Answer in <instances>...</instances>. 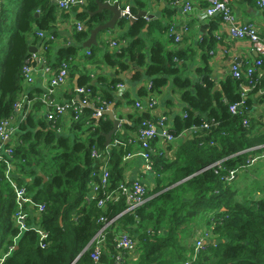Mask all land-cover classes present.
Segmentation results:
<instances>
[{"label":"trees","instance_id":"16d2710c","mask_svg":"<svg viewBox=\"0 0 264 264\" xmlns=\"http://www.w3.org/2000/svg\"><path fill=\"white\" fill-rule=\"evenodd\" d=\"M106 1L87 0L84 7L70 8L86 30L77 31L75 24V46L55 49L54 42H49L44 54L46 65L65 61L69 77L79 75L78 88L89 90L88 101L98 100L109 106L115 103L117 86L124 82L146 78V88H140L138 95L145 101L160 94L172 78L173 91L180 94L186 107L185 117L173 118L169 133L175 139L185 130L195 133L179 145L174 157L156 147L157 138L151 142L152 178L146 185V201L105 230L106 248L99 264L106 260L116 264L114 239L120 233L136 243L135 254L125 255L120 264H264V184L256 182L239 189L237 177L230 183L222 181L229 171L246 170L251 158L264 152V115L252 113L260 101L257 92L264 89V75L250 85L245 96H241V88L247 84L245 78L227 77L219 90H214L215 83L201 70V78L195 82L183 77L187 62L192 63L195 58L186 54L189 50L176 47L180 44L174 43L169 34L171 23L163 26L152 17L148 21L139 18L134 23L123 20L118 24L122 31L119 40L126 42L125 47L112 50L100 43L89 50V56L81 54V45L90 31L110 17L107 11L89 16ZM147 6L136 0L129 10L135 16L146 11ZM58 16L51 0H0V122L16 119L15 105L25 90L23 67L29 48L39 45L37 33L53 32L56 37ZM163 38L175 48L168 51ZM212 45V37L200 41L203 58ZM180 62L183 66L179 69ZM59 63L52 67L57 68ZM39 66L32 63L34 68ZM86 66H95L99 73H89ZM103 68L112 70L113 75H105ZM74 93L69 100L81 101L83 96L77 99ZM25 97L28 102L32 99ZM121 98L132 103L126 93ZM238 103L243 104L237 113H231L229 108ZM93 107L91 103L82 107L83 115L75 121L80 122L72 125L76 133L66 135L57 132L61 127L58 116L54 115L52 122L33 117L32 112L39 114L42 109L40 100L34 106L24 104L22 112L30 114L26 124L19 126L10 175L32 203L43 206L44 211L38 216L35 207H25L23 211L28 215L27 223L31 225L37 219L48 238L42 249L34 231L19 233L14 223L18 212L14 191L5 178V165L0 163V264H95L88 244L102 227L99 219L108 222L126 209L124 197L115 200L114 193L124 183L122 160L133 145L120 131L112 135L110 145L117 140L126 147L116 144L110 148L109 180L99 196L87 202L90 184L99 182L91 177L99 169L91 151H105L104 136L113 129L108 117L89 119ZM151 119L148 113L136 116L132 129L138 133L143 123L158 124L159 118ZM259 125H263V132H257ZM216 163L220 166L212 167ZM110 193L113 200L98 207V201ZM196 224H205L203 228L211 231V242L206 241L193 259V249H186L185 244L193 238Z\"/></svg>","mask_w":264,"mask_h":264},{"label":"crops","instance_id":"0c3cea01","mask_svg":"<svg viewBox=\"0 0 264 264\" xmlns=\"http://www.w3.org/2000/svg\"><path fill=\"white\" fill-rule=\"evenodd\" d=\"M114 1H117L120 5V8L124 9L126 7L131 8V6L135 4L136 0H111V3ZM142 1L146 4H149L147 9L148 15L151 17L153 16L154 19L161 21L163 26L174 23L178 26L186 25L188 27V31L184 36L182 43L180 45L176 44V47L180 50L191 51L192 53L187 51L188 53L186 54L188 55L190 53L193 58H195L193 59L192 63L187 62V66L184 68L183 74V77H187L193 82L201 78L200 72H198V70H201L203 71L202 75L204 77L209 76L208 78L215 83V86L218 87L217 90H219L221 83L224 82L227 77H232L230 69L234 64L238 65L240 70L243 72L246 66L252 63L257 57L256 52L253 51L252 45L248 40L237 41L232 40L229 37V25L222 23L221 17L219 15H215L211 18H207L205 16L204 11L207 7L206 0H186L190 1L192 5V10L188 13H183L181 5H173L171 4L170 0ZM178 1L179 3L182 2V0ZM230 8L235 17L236 25L253 23L259 32V37L264 38V10L258 9L250 0H230ZM80 11L81 10H79V12ZM57 12L59 16L57 26L55 28L56 41L54 42V48L58 49L61 47L75 46L76 44L73 41V35L75 33V23L77 22L76 12L73 9ZM204 25H206V27H203ZM116 34H119L120 36L122 34L121 29L118 27L115 28L114 31L102 33L98 37V45H101L100 43L108 45L110 40L120 39V36L117 37ZM207 37H212L213 45L212 49L207 54L205 53L207 56L203 58L202 54L204 52L199 48V44L203 38ZM168 41V39L167 41L165 40V42H167V50L171 51L175 48V45L168 43ZM81 50V54H83L84 49L82 48ZM54 58L55 55H52V61H54ZM58 63L59 62L55 60L52 62V64H49L52 67L53 64ZM182 66V62L178 63L177 65L179 69L182 68ZM52 68L54 69V67ZM86 70L91 74L99 73V70H97L95 66H86ZM103 70L105 75H113L112 70L107 68H103ZM76 76L79 78V75ZM75 77H69L65 85L59 86L55 89L54 98L58 102L65 103L69 100L72 92L75 91L73 87ZM145 79L146 78L143 77L139 82L134 83L124 82L128 88L125 93L127 96H130L131 100H129L132 101V103L129 104L128 100L122 99L118 93H114L115 103L110 105L113 106V117L119 120L121 125L119 126L118 131H120L122 135L128 137V139H126L128 144L133 145L131 150L125 154L122 160V167L124 169V183H131L135 180H140L143 183L150 182L149 178L151 174L144 172V161L139 156H136L140 152V147L136 142L137 132L136 130L132 129L135 124L136 116H140L142 114L135 109L133 101H140L144 104L145 98H141L138 95L140 88H146L145 86L148 81ZM48 84L49 76L45 75L41 71V67L37 68L33 73V82L29 85H25V90L23 92L24 96H30L32 98L29 101V107L32 105L34 106L36 102H39L42 95L47 91ZM257 96L259 97L260 101H258L259 103H256V105L253 107L252 113H254L255 116H262L264 115V89H260L257 92ZM153 98L157 104L155 108L149 112V117L152 118L151 120H157L161 116H166L169 124L168 127L171 129L173 118L176 116L184 117L186 105L182 102L180 94L173 91L172 78L169 79L168 85L161 89V93L156 95L154 94ZM29 114L30 111L17 114V117L13 122L14 133L12 136L14 140L19 135V126L22 123L26 124ZM32 115L36 120H45L43 107L39 111V114L38 112H32ZM91 117H87V119H92ZM83 119H85V116ZM79 122H75L70 118V116L61 118V133L64 132L66 135H72L73 133H76V130L72 129V125L78 124ZM258 127L259 129L257 132H263V125H259ZM157 131V139H154L156 147L159 150L165 151L167 155L173 157L179 145L192 139L195 133V130L192 129L185 130L176 139H174L172 142L173 145L171 144L169 146L164 144L160 130L158 129ZM116 144L121 143L115 140L112 144L113 146L110 145V147L113 148ZM121 145L126 147V144ZM127 155L129 156L127 157ZM256 182L264 184V160L255 162L253 165L247 167L246 170L237 175L236 183L238 186L243 184L246 188L250 184ZM209 241L211 242V239ZM103 263L108 264L110 262L106 260V262Z\"/></svg>","mask_w":264,"mask_h":264},{"label":"built area","instance_id":"2783aa9c","mask_svg":"<svg viewBox=\"0 0 264 264\" xmlns=\"http://www.w3.org/2000/svg\"><path fill=\"white\" fill-rule=\"evenodd\" d=\"M52 3L56 6L57 11L62 12L69 10L72 7H84L87 4L85 0H51ZM173 5L180 4L183 13H188L192 10V5L190 1L182 0L179 3L178 0H173ZM207 7L204 11L205 16L207 18H211L218 14L221 17L222 23L229 25V37L232 40H248L253 48V51L256 52L257 57L254 61L248 64L245 70L242 72L238 65L234 64L231 69L230 73L232 78L234 79H241L245 78L247 84L241 88V96H245L250 91V85L254 84L259 76L264 75V68H263V60H264V38L259 37V32L256 26L253 23H247L244 25H236L235 24V17L232 13L230 8V0H206ZM258 9L264 10V0H250ZM110 4L111 0H108ZM118 7L120 5L118 3ZM149 4L147 6V9ZM121 9V18L123 20L129 22L130 18H133L134 15L130 12V8L126 7ZM147 12V10H146ZM148 14V12H147ZM145 20H149V17H144ZM76 30L77 31H85V25L81 24L80 22H76ZM188 31V27L186 25H176L174 23L170 24L169 27V34L171 35L172 40L174 43L181 44L183 41L184 36ZM37 37L39 40V45L34 46L36 52L29 54V58L26 61V65L23 67V83L24 85H29L33 82V73L34 71L41 67V71L49 76V84L47 91L45 94L42 95L40 99V103L44 109V119L46 122H52L54 115L58 116L59 119L70 116V118L74 121H77L81 118L83 114L82 107L89 106L90 103L93 107V114L92 119H105L106 113L109 111V105L104 103L100 104L99 101H88L89 97V90L86 87L77 88L75 92V97L80 99L83 96L81 101L75 102L74 99L68 100L67 102H58L54 98L55 89L59 86L65 85L69 79V68L68 64L65 61L59 63L56 69H53L50 65H46V61L44 59V54L47 49V44L49 42H55L56 37L53 32H49L44 34L43 32L37 33ZM108 46L112 50H118L119 48L125 47L126 42L117 40H110L108 42ZM86 50V49H85ZM85 55L89 56L91 51L88 49L84 51ZM37 63L40 65L37 68L32 67V63ZM126 84H120L117 86L116 93L120 96L127 91ZM29 104L27 98L23 95L19 102L15 105V112L16 114L22 113L24 104ZM155 99H146L143 102L137 101L134 105L135 109L140 113H148L151 112L156 106ZM243 103H238L229 108L231 113H237L238 108L242 106ZM185 117V115H184ZM13 118L8 120H3L0 122V162L3 159V155L6 154L8 156L11 155L10 150H5L4 148V141L8 139L10 135L14 133L13 128ZM168 119L166 116L159 117V121L157 125H154L151 121L147 123H143L140 126V129L137 133L136 142L140 146V152L136 155L139 156L144 161V172L147 174H151L152 170V163L150 161V153L152 152L151 149V142L157 137V130L159 129L161 132V137L165 145H173L174 137L171 136L169 133L168 127ZM207 126H204L206 128ZM158 128V129H157ZM60 132V128L57 130ZM105 151H98L92 149L91 151V158L99 165V169L94 171L91 174L92 178H97L99 182H93L89 186V192L86 195L87 202H91V200H95L100 192L101 188H103L108 180H109V171H108V160L110 156V146L106 147ZM257 149V148H255ZM129 155H127L128 157ZM264 160V152L259 154L258 156L252 157L249 166L253 165L257 161ZM220 163L214 164L212 167H219ZM14 170V167L10 164H7L5 169V178L9 182L11 188L14 191L15 195V202L18 209L16 217L14 218V223L18 228L20 234L32 230L36 234L39 247L44 248L45 242L48 238V234L40 227V222L35 219L34 223L31 225L27 223L28 215L25 211H23V206L28 204V208L35 207L36 216L43 213L44 208L42 205H37L32 203L31 199L27 196V193L24 189L16 187L11 177V173ZM243 170H232L227 173L226 176L222 178L224 183H230L234 181L237 175ZM146 185L147 183H143L140 180H135L131 183H123L121 184L118 189L115 191V200L119 197H124L126 209L125 211L117 215L115 218L109 220L108 222L105 218H100L99 222L102 223V227L97 231L94 237L90 240L88 247L92 248L91 259L94 261L95 264H99L101 255L105 251L106 248V229L111 226L117 218L122 216L125 213H133L137 208L142 206L145 201L146 195ZM114 195L108 194L105 196L104 199L98 201V207H103L106 202L113 200ZM211 239V231L207 228H200L195 235H194V250L198 252L201 250L207 240ZM114 249L117 252L115 257L116 264H120L122 257L125 255H134L136 249V243L128 235L124 233L118 234L114 239ZM75 263V262H74ZM73 263V264H74Z\"/></svg>","mask_w":264,"mask_h":264},{"label":"water","instance_id":"95a60500","mask_svg":"<svg viewBox=\"0 0 264 264\" xmlns=\"http://www.w3.org/2000/svg\"><path fill=\"white\" fill-rule=\"evenodd\" d=\"M103 11H107L110 14V18L105 23L96 26L90 31L88 39L81 46V48H83L84 50L85 49L89 50V49L97 47L98 46L97 40H98L99 35H101L104 32L114 31L115 28L118 27V24L121 21H123V18H121V9L118 7V2H114L113 4H110L108 0L105 3L98 4L97 11L90 13L89 16L98 15ZM216 16H218V14H216ZM144 17H151V16L148 15L146 11H140L133 18H130L129 22L134 23L139 18H144ZM152 19H154L153 16H152ZM203 27H206V25H204ZM144 31H146V29ZM34 52H36L35 48L33 47L29 48L28 53H34ZM77 78L78 77L76 76L75 81L73 82V87L75 90L78 88ZM118 78L121 79L122 81H125V77L123 75H119ZM217 89L218 87L215 86L214 90H217ZM112 111H113V106H110L109 111L105 115L106 117H108L109 120L112 121V124H113V129L111 130V132H109L108 134L104 136L105 147H108L110 145L112 135L115 132H117L119 130V126H121L119 120L113 117Z\"/></svg>","mask_w":264,"mask_h":264},{"label":"rangeland","instance_id":"374dc122","mask_svg":"<svg viewBox=\"0 0 264 264\" xmlns=\"http://www.w3.org/2000/svg\"><path fill=\"white\" fill-rule=\"evenodd\" d=\"M85 3L87 4V0H85ZM81 24H83L84 25V23L83 22H80ZM117 35V37H119L120 35L119 34H116ZM33 48H34V46H33ZM29 54H31V53H29ZM39 129L37 128V131H38ZM58 133H61V130H60V132H58ZM13 135V134H12ZM12 135H10L9 137H8V139L7 140H5L4 141V148H5V150L7 151V150H10V152H11V155L10 156H8V155H6V154H4L2 157H3V159H2V161L0 162L1 164H3V165H5V168L7 167V164H10L11 166H13L14 167V159H13V157H14V148H15V146H16V144L17 143H19L18 141H17V138L18 137H16V139L14 140V138H13V136ZM247 174V173H246ZM241 186H239L238 188L239 189H244L245 188V186L243 185V184H240ZM261 195H263V194H261ZM258 197V196H257ZM24 208L23 209H25V207H28V204H25L24 206H23ZM205 224H201L200 226L199 225H195L194 226V233H192L193 235L191 236V237H193V238H190L189 240H187L186 241V244H185V247H186V249H188V250H192L193 249V255H192V258L193 259H195L196 258V256H197V254H198V252H195V250H194V235H195V233L198 231V230H200V228H203V227H205L204 226ZM209 230V229H208ZM192 239V240H191Z\"/></svg>","mask_w":264,"mask_h":264}]
</instances>
